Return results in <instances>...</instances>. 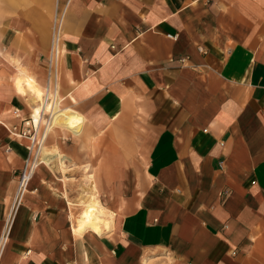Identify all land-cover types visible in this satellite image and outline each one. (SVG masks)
Returning <instances> with one entry per match:
<instances>
[{"label": "crops", "instance_id": "1", "mask_svg": "<svg viewBox=\"0 0 264 264\" xmlns=\"http://www.w3.org/2000/svg\"><path fill=\"white\" fill-rule=\"evenodd\" d=\"M47 85L82 121L41 158L91 164L114 222L74 220L61 153L30 180L0 264H264V0H0V238L28 155L15 127Z\"/></svg>", "mask_w": 264, "mask_h": 264}, {"label": "built area", "instance_id": "2", "mask_svg": "<svg viewBox=\"0 0 264 264\" xmlns=\"http://www.w3.org/2000/svg\"><path fill=\"white\" fill-rule=\"evenodd\" d=\"M56 29L53 38L52 50L49 56V71L47 83L54 84L59 82L61 58L63 55V46L61 41V19L56 20ZM21 117V114H17ZM41 125H36L32 118V111L28 116L22 118V125L16 126L15 131L22 137L29 139L27 145L28 155L24 160L23 166L16 173L17 187L12 197V201L7 209L4 228L0 238V262L3 254L5 244L9 238L12 227L16 220L17 214L24 202L26 193L28 192L29 182L34 176L35 172L42 164H46L41 158L42 145L46 143L47 136H45L46 128Z\"/></svg>", "mask_w": 264, "mask_h": 264}, {"label": "bare ground", "instance_id": "3", "mask_svg": "<svg viewBox=\"0 0 264 264\" xmlns=\"http://www.w3.org/2000/svg\"><path fill=\"white\" fill-rule=\"evenodd\" d=\"M26 82L29 86H31L33 88H37L35 86L34 80L27 79ZM36 85H37V83H36ZM26 89L27 88H25V90ZM49 90H50V87H49V85H47L46 91L42 96V100L38 101L39 102L38 105H35L33 108L32 118H33L34 123L39 126V124L41 122V117L44 115V113L47 109V111L50 113V119L45 121L48 129L51 127V125H55L58 127L61 126V127L73 130V131H77L79 129V127L81 126V121H82L81 118L82 117H79L80 115L77 116V114L72 109L62 108V107L60 108L59 100H58V98H55L56 95H54L55 99H53V103H49V105H47V103L50 101ZM28 92H30V91H28ZM39 93H40V91H39ZM40 96L41 95H39V97ZM57 159H59V162L58 161L57 162L60 163V165L64 164L60 155L58 156ZM52 162H53V160H52ZM46 163H48V162L46 161ZM53 164H56V163H53ZM89 177L91 178L93 176L90 175ZM93 187H94V190H96V187L95 186H93ZM89 199H90V202L86 203L88 207L84 208L79 215L81 218V221H80L81 228L83 230L96 228L97 226H100L101 228H103V230H104V228H110L114 222L112 212L110 213V212L105 211L103 209V207L101 206L100 202L98 201V199L96 197V192H94L93 194H90ZM86 204H84V205H86ZM90 206L93 209H91ZM109 213H110V215H109Z\"/></svg>", "mask_w": 264, "mask_h": 264}, {"label": "rangeland", "instance_id": "4", "mask_svg": "<svg viewBox=\"0 0 264 264\" xmlns=\"http://www.w3.org/2000/svg\"><path fill=\"white\" fill-rule=\"evenodd\" d=\"M3 1H5V0H3ZM47 87V86H46ZM35 99H34V97H33V104L35 103ZM32 104V105H33ZM32 111V110H31ZM45 119H50V117L48 116V115H46L45 116ZM43 126H45V125H43ZM52 127L51 128H54V127H56V128H54V129H46V133H45V136H47V135H49L50 133H52V134H56V132L58 131V130H62V131H67V132H70L73 136H76V135H74V133H72L71 131H68V130H65V129H62L61 127H57V126H55V125H51ZM49 131V132H48ZM79 136H81V134L79 135ZM79 136H77V137H79ZM48 137V136H47ZM63 139V138H62ZM47 148L48 149H50V151H51V154H48V157L46 158V159H43L44 160V162H48V163H50V162H52V160L55 162V160H57V158H58V156L60 155L61 156V153L62 152H60L57 148H55V149H52V148H50V147H48L47 146ZM63 154V153H62ZM64 156H65V159H66V161H65V165H66V167H67V169L68 168H73V169H71V171L69 170L67 173H66V175L68 176L67 177V179H73V180H68V184H67V189H66V185H65V190L67 191V193H68V198L70 199V200H72L73 202H75L77 205H74V206H72L71 205V209H72V213H73V218H74V220H77V221H81V218H80V213H81V211L84 209V208H87L88 206H87V204L86 203H88V202H90V194H92V182L90 181L91 179L89 178V176L90 175H92L93 176V178L92 179H94L95 180V182H94V184H96V186H97V188H98V190H99V192H100V189H99V187H98V184H97V181H96V179H95V177H96V174H95V171H94V168L92 167L91 168V164H88V166L87 167H85V169L84 168H82V167H79V169H75L76 167H74L73 165H70L69 163H68V159H67V157H66V155L65 154H63ZM53 158V159H52ZM57 162V161H56ZM51 165H52V163H51ZM85 166V165H84ZM59 168H61V167H59ZM53 169V168H52ZM75 169V171H73ZM87 170V171H86ZM61 171H63L64 172V169H63V167L61 168ZM70 172H72V173H70ZM70 173V174H69ZM90 173H93V174H90ZM69 174V175H68ZM94 175H95V177H94ZM63 176V175H62ZM96 192V191H95ZM101 194V193H100ZM103 198V197H102ZM100 199H101V196H100ZM102 203H103V201H102ZM84 204H86V205H84ZM104 204V203H103ZM90 208L91 209H93L91 206H90ZM104 210L105 211H108L107 209H105L104 208ZM109 212V211H108ZM111 213V212H110ZM110 213H109V215H110ZM112 215L115 217V215L112 213Z\"/></svg>", "mask_w": 264, "mask_h": 264}]
</instances>
